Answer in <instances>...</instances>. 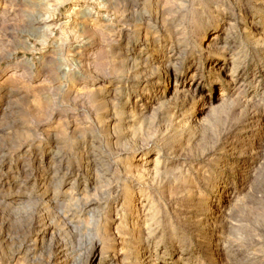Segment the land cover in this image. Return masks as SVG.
Instances as JSON below:
<instances>
[{
	"label": "rangeland",
	"instance_id": "rangeland-1",
	"mask_svg": "<svg viewBox=\"0 0 264 264\" xmlns=\"http://www.w3.org/2000/svg\"><path fill=\"white\" fill-rule=\"evenodd\" d=\"M0 264H264V0H0Z\"/></svg>",
	"mask_w": 264,
	"mask_h": 264
},
{
	"label": "bare ground",
	"instance_id": "bare-ground-1",
	"mask_svg": "<svg viewBox=\"0 0 264 264\" xmlns=\"http://www.w3.org/2000/svg\"><path fill=\"white\" fill-rule=\"evenodd\" d=\"M154 8V7H153ZM52 262V261H51Z\"/></svg>",
	"mask_w": 264,
	"mask_h": 264
}]
</instances>
